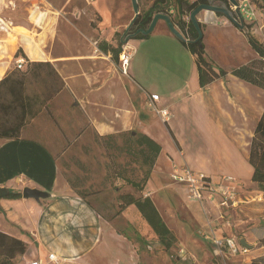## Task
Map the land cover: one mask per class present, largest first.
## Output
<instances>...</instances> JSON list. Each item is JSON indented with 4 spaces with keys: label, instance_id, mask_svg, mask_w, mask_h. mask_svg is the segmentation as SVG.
<instances>
[{
    "label": "rangeland",
    "instance_id": "1",
    "mask_svg": "<svg viewBox=\"0 0 264 264\" xmlns=\"http://www.w3.org/2000/svg\"><path fill=\"white\" fill-rule=\"evenodd\" d=\"M154 1L138 0L140 12L148 10ZM250 1L257 11V19L252 22L259 26L255 34L259 41L264 42V30L261 29L264 13L254 0ZM231 6L233 8L232 4ZM28 14H31L36 23V29L25 24ZM134 16L132 0H0V19L10 21L12 25L9 31L2 30L0 25V61L8 58L11 60L9 69L18 68L17 61L23 57L20 55L15 58V55L20 45L26 43V37L20 33L23 29L52 56L66 58L65 64L73 69L83 84L82 96L86 102L94 98L100 103H90L96 112L101 116L108 115L111 99L112 108L114 105L117 107L116 118L127 116V123L123 125L128 130L122 131L118 125V133L98 134L92 127L88 111L76 104L77 97L65 88V84L64 89L54 96L47 108H43L23 128L32 130L28 126L35 119L33 129L37 130H32L33 134L31 131L25 134L27 137L43 141L57 160L61 179L70 183L76 190L85 192L86 198L97 205L102 216L130 237L133 248L138 251L137 264H252L255 261L264 264V192L258 189L256 183H241L238 194L242 202L238 207L220 211L208 206L203 208V211H198L191 199H188L184 185L174 182L171 178V168L165 167V163L162 164L158 159L155 165L150 167L140 155L129 154L125 150L124 142L131 133L137 136L142 133L143 125L164 121L147 106L146 95L131 82L122 58L124 54L131 57L133 52L131 41H127L133 29L129 32L126 30ZM150 36L152 40L148 48L149 56L152 55L153 58L159 54L158 49L164 50L167 62L160 65L149 60L142 49L135 60L138 64L149 61L152 71L150 73L145 70L147 81L155 82L164 100H170V96L164 91V87H169L166 86L167 80L172 79L175 88L180 86L178 76L191 73L193 60L187 52L181 56L175 46L167 42L164 45L163 38L157 37V30ZM105 42L113 47L123 44L122 54L117 62L112 54H105L100 49V45ZM154 43L158 47L152 48ZM23 60L22 70L28 65V62ZM256 67L264 72V60L258 61ZM90 79L95 86L94 91L84 89ZM33 91H38V88ZM126 103L131 110L127 109ZM263 111L264 108L262 113ZM198 115L201 123L204 122L202 125H205L206 120H203L202 112ZM139 116L142 117L143 123ZM226 116L230 130L245 141L244 145L251 142L255 128L249 125V120L246 118L239 121L235 111L230 109L227 110ZM172 117L185 147L192 149L194 146L193 151H190L192 154L201 153L205 160H209L210 157L217 156V148L220 151L231 147V153L235 150L232 144L207 141L195 143L190 140L191 132L187 129L191 124L190 116L178 113L177 117ZM105 119H108V116ZM154 133L166 150L162 156L164 162L166 152L175 146L163 124L158 123ZM110 136L113 137L109 138ZM168 158L170 157H166V161L172 164ZM148 172L151 181L147 182L143 191L137 190L119 177L124 175L140 182ZM153 188L156 191L153 192ZM148 193H154V203L177 238L169 249L160 242L149 224L148 226L145 222L140 224L133 220L135 218L128 207L121 209L122 195L131 194L143 198ZM221 214H224V218L220 217ZM203 223L205 228L202 227ZM208 224L215 226L220 236L224 233L246 239L252 248H245L247 250L238 255L218 254L215 247L202 236L204 229L208 231ZM105 253H109V249ZM21 262L18 257L15 264Z\"/></svg>",
    "mask_w": 264,
    "mask_h": 264
},
{
    "label": "crops",
    "instance_id": "2",
    "mask_svg": "<svg viewBox=\"0 0 264 264\" xmlns=\"http://www.w3.org/2000/svg\"><path fill=\"white\" fill-rule=\"evenodd\" d=\"M197 18L204 33L207 58L220 68L232 71L239 66L260 60L259 54L249 44L245 32L238 29L226 17L213 11L203 10ZM25 21L27 26L36 29V23L33 21L31 14H28ZM0 22H2L0 24L2 30L9 31L11 29L10 21L5 22L4 19H0ZM261 23V29L264 30V17ZM257 27L259 26L255 25L252 31L256 37ZM156 30L157 37L163 38L164 45L167 42L175 46L181 56L184 52L189 54L193 60L191 73L178 76L180 86L177 88L173 87L172 79L167 80L166 86L169 87H164V91L171 99L164 100L159 92L158 85L155 82L147 81L145 70L150 73L152 71L149 68V61H142L138 64L135 60L142 49L149 60L156 61L160 65L167 62L164 50L160 51L158 49L159 54L153 56V58L152 55L149 56L148 48L152 40L150 34L146 38L137 39L135 37L130 39L133 52L129 64L125 68L129 71L131 82L143 91L146 97L148 94L159 96L160 105L168 108L172 115L177 117L179 113L190 116L191 124L187 127L188 131L191 132L189 133L190 140L197 144L203 141L225 145L232 144L235 148L232 153L231 147L220 149V151L217 148V156L210 157L209 160H205L201 153L192 154L190 151H193L194 146L192 149L185 147L176 124L172 122V117L169 121H162L163 123L159 121L143 125L142 133L160 143L154 133V128L158 123L163 124L175 146L166 152L164 162H162V156L166 150L164 145L160 143L162 151L158 161L161 160L162 164L165 163V167L171 168V173L174 167H187L195 173H202L213 178L224 175L234 176L238 180V190H240L242 182L253 183V167L249 163L251 142L249 141L248 144L244 145L245 141H242L240 136L230 130L229 124L226 122L228 120L226 112L229 109L232 112L235 111L236 118L239 121L247 118L249 125L255 128L261 117L262 108H264V89L231 74H228L224 79L213 82L206 88H201L193 54L183 45L181 40L171 33L164 21L157 23L154 31ZM27 41L26 38V43H22L20 48L23 49L29 61L49 62L54 66L65 82V88H68L77 97L76 104L81 105L85 111H88L92 127L95 128L98 134L118 133V125L122 131L128 130L123 125L127 123V116L122 115L120 119L116 118L117 107L114 105L112 108L111 99L109 102L110 113L103 116L90 106L92 101V103L95 101L94 105L100 104L94 98L86 102L82 96L83 84H81L73 69L65 64L64 59L66 58L64 56H52L48 50L39 46L36 41L33 40L30 44ZM155 43L152 44V48L158 47ZM102 52L105 53L103 50ZM10 64L11 60L8 58L0 61V80L5 78L9 71L13 70L9 69ZM94 87L90 79L85 84L84 89L94 91ZM125 105L129 109V104L126 103ZM200 111L203 120H206L205 125H202L204 122L201 123L200 121L198 115ZM106 116H108V119H105ZM142 116L144 117V115ZM139 120L143 123L142 117ZM34 122L35 119L28 127L37 130L33 129ZM27 130L23 129V133L17 139L0 138V189L4 188L7 193H22L21 198H7L5 197L6 194L0 198V231L21 239L28 245L26 253L17 256L15 261L20 257L22 262L19 264H27L32 260H38L42 264H137L138 251L133 248L130 237L120 232L113 222L105 219L94 202L80 196L70 183L61 179L59 165L51 150L43 141L35 137H27L26 134L29 131L33 134L32 130ZM170 130L177 141L173 138ZM166 157H170L168 159L172 161V164L166 161ZM27 187L46 191L51 194V197L40 201L34 198H24L23 190ZM183 188L188 197L187 188L185 186ZM151 190L156 191L155 188ZM152 194L154 193H148L151 198H153ZM192 202L196 210H204L205 207L195 201ZM208 206L220 210L211 202L207 203L206 207ZM128 208L133 218H135L133 220L140 224L145 222L148 225L134 205ZM204 223L203 228H205ZM207 227L208 231L215 229L210 224ZM215 230L217 231V229ZM221 236L230 235L222 233ZM234 237L241 242L242 239ZM108 249L109 253H105ZM50 255H54L55 259H50Z\"/></svg>",
    "mask_w": 264,
    "mask_h": 264
},
{
    "label": "trees",
    "instance_id": "3",
    "mask_svg": "<svg viewBox=\"0 0 264 264\" xmlns=\"http://www.w3.org/2000/svg\"><path fill=\"white\" fill-rule=\"evenodd\" d=\"M254 3L264 13V0H254ZM201 4L224 7L236 16L229 0H155L148 10L140 12L131 28L133 29L132 33L139 29H147L155 14H167L171 17L174 25L190 41L183 42V45L195 57L201 88H206L213 82L224 79L228 74H231L264 89V72L256 67L258 61L264 60V42L259 41L252 33L255 24L245 21L244 32L251 47L259 54L260 60L227 71L207 58L204 37L198 39L199 34L189 19L190 14ZM146 37L149 36L142 34L136 36L137 39ZM100 46L105 53H112L115 61L119 60V56L122 54V43L118 47H113L108 43H103ZM20 55L28 62L26 69L22 70L23 66L21 68L16 67L0 80V138H20L23 128L30 120L35 118L43 108H47L48 103L65 87V82L51 63L30 62L22 48H19L15 58H19ZM34 88H38V91H33ZM171 134L177 141L172 131ZM124 147L129 154L140 155L150 167L155 165L162 151L160 143L143 133L137 136L131 133L125 140ZM249 163L253 167L252 181L256 183L260 191L264 192V111L254 129L250 144ZM119 177L137 190L143 191L150 179V173L148 172L140 182L124 175H119ZM77 193L86 197V193L83 191L77 190ZM5 197L21 198L22 193L8 192ZM120 200L122 210L131 205L137 208L142 218L150 225L167 249L176 242V236L164 221L150 196L137 198L131 194H125L120 197ZM27 248L28 245L25 241L0 231V264H15L16 257L25 254ZM252 264L262 263L255 261Z\"/></svg>",
    "mask_w": 264,
    "mask_h": 264
},
{
    "label": "built area",
    "instance_id": "4",
    "mask_svg": "<svg viewBox=\"0 0 264 264\" xmlns=\"http://www.w3.org/2000/svg\"><path fill=\"white\" fill-rule=\"evenodd\" d=\"M238 3L239 11L244 21L252 23L257 19L256 7L250 0H238ZM233 8L236 9L235 6ZM130 58L128 56V60H123L125 67L128 66ZM23 63L24 60L19 59L17 66L21 68ZM147 102L152 111L161 116L164 121H169L173 116L168 108L160 105L159 96L148 94ZM171 178L174 182L184 185L187 188L189 199L203 207H206L207 203L211 202L222 211L221 209L228 210L238 207L240 202H242L238 194V180L234 176L224 175L219 178H213L202 173H195L187 167H174ZM220 217L224 218V214H221ZM202 236L215 247L218 254L238 255L246 251L245 247H242L234 236H220L215 229L203 231ZM49 258L53 260L55 256L50 255ZM27 264L42 263L38 260H32Z\"/></svg>",
    "mask_w": 264,
    "mask_h": 264
},
{
    "label": "water",
    "instance_id": "5",
    "mask_svg": "<svg viewBox=\"0 0 264 264\" xmlns=\"http://www.w3.org/2000/svg\"><path fill=\"white\" fill-rule=\"evenodd\" d=\"M230 3L236 7L235 12H236V16H234L228 9L224 8V7H219L216 5H208V4H201L199 5L189 16L190 21L193 23L194 27L196 28L198 34H199V38L201 39L203 37V31L201 28V25L198 21V14L203 11V10H209V11H213L217 14H220L224 17H226L231 23H233L238 29H240L241 31L245 30V21L239 11V3L237 0H229ZM132 5H133V9L135 12V17L132 20V22L129 24L128 28H127V32H129L132 28V26L134 25L136 19L138 18V16L140 15V6L138 3V0H132ZM162 20L167 24V27L169 28V30L171 31V33L173 35H175L179 40H181L182 42H190L185 35L174 25L171 17L167 14H163V13H157L154 15L152 22L150 24V26L147 29H139L138 31H136L135 33H131L128 36L127 41H129L130 39L135 38L138 34H142L144 36H148L150 35L157 23ZM7 193V191L4 188L0 189V198L2 196H4ZM23 197L24 198H34L37 201H40L41 199H47L49 197H51V194L46 192V191H42L36 188H25L23 190ZM242 247L245 248H252V245L249 244L245 239H242L240 242Z\"/></svg>",
    "mask_w": 264,
    "mask_h": 264
},
{
    "label": "bare ground",
    "instance_id": "6",
    "mask_svg": "<svg viewBox=\"0 0 264 264\" xmlns=\"http://www.w3.org/2000/svg\"><path fill=\"white\" fill-rule=\"evenodd\" d=\"M50 12V11H49ZM20 30V29H19ZM20 32L28 39V41H27V43H31L32 42V38L31 37H29V35L22 29V30H20ZM122 58H123V60H128V56H127V54H124L123 56H122Z\"/></svg>",
    "mask_w": 264,
    "mask_h": 264
}]
</instances>
